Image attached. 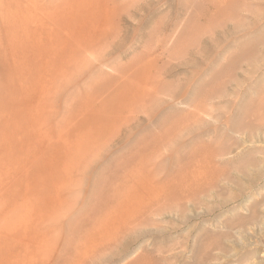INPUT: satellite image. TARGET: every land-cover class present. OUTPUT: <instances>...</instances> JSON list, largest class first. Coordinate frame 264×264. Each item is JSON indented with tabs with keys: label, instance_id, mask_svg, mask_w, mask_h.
<instances>
[{
	"label": "rangeland",
	"instance_id": "obj_1",
	"mask_svg": "<svg viewBox=\"0 0 264 264\" xmlns=\"http://www.w3.org/2000/svg\"><path fill=\"white\" fill-rule=\"evenodd\" d=\"M41 3L22 0L44 58L0 264L55 248L50 214L75 241L125 203L135 223L97 237L93 264H264V0Z\"/></svg>",
	"mask_w": 264,
	"mask_h": 264
},
{
	"label": "bare ground",
	"instance_id": "obj_2",
	"mask_svg": "<svg viewBox=\"0 0 264 264\" xmlns=\"http://www.w3.org/2000/svg\"><path fill=\"white\" fill-rule=\"evenodd\" d=\"M36 2L38 9H41L42 3L39 4L40 0H36ZM23 6L25 5L23 4ZM0 11L2 12L0 19V205L7 206L9 193H11V182H14L13 177H16L11 168V161L16 159L21 164V176L27 150L28 82L30 78L33 81L42 79L40 73L42 64L40 63L44 57L40 52L41 15L38 16L37 13L28 15L25 9L22 8V0H0ZM32 33H35L33 35L35 43L29 46ZM118 46L117 44L114 48H118ZM16 174L19 176L18 173ZM126 205V203L118 204L114 209L110 208L108 213L94 212L92 219H89L88 225L81 228L80 236L75 241H73V238H70L71 241L64 238V226L71 215L69 213L62 215L60 212L50 214V220L54 218V224L52 223L53 225L46 227V234L50 236L52 232H56L59 238L56 239L55 248L52 247L53 245H50L49 249H46L45 246L32 248L40 253H37V258L34 257L35 260L33 259L32 264H73V261L93 264L92 255L94 254L91 244L97 237L110 234V230L115 233L119 232L118 229L121 226L122 228L127 227L130 220L131 224L133 221L135 223L136 214L132 215L133 212H130V206L127 207ZM6 222L3 221L2 224L4 225ZM8 222L6 224H9ZM35 239L30 237L28 241L30 247L36 246ZM52 249L56 251L55 254L52 253ZM31 251H28L30 256L33 252ZM61 251H64L65 254L60 255ZM81 255L84 256L82 260ZM84 259L85 261H83Z\"/></svg>",
	"mask_w": 264,
	"mask_h": 264
}]
</instances>
